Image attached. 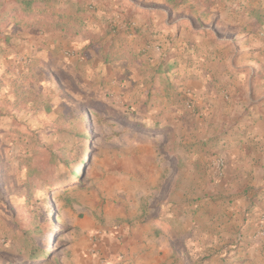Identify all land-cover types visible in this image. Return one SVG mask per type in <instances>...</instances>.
Returning a JSON list of instances; mask_svg holds the SVG:
<instances>
[{
    "label": "rangeland",
    "instance_id": "1",
    "mask_svg": "<svg viewBox=\"0 0 264 264\" xmlns=\"http://www.w3.org/2000/svg\"><path fill=\"white\" fill-rule=\"evenodd\" d=\"M51 2L61 14L82 15L83 31L93 32V42L102 47L110 37L113 49L115 33L108 24L116 27L114 18L100 21L96 3ZM159 16L166 27L165 16ZM13 21L0 24V264H64L72 215L92 218L86 216L91 211L97 224L118 229L141 218L164 216L171 204L182 203L178 194L196 193L207 169L198 167L204 141L198 124L190 125L188 112L174 116L168 97L154 95L150 88L109 85L100 65L93 68L73 57L72 33ZM89 25L93 31L85 28ZM118 26L116 31L125 29ZM184 106L192 110L188 102ZM36 142L41 152L71 149L78 182H64L69 175L63 168L59 182L47 184L29 175ZM48 155L34 156L32 165ZM215 172L218 176L217 166ZM16 226L32 231L44 252L39 259L3 250ZM212 254L206 256L207 264H244L246 258L232 256L230 261ZM117 258L104 263L119 264ZM77 259V264H88L84 255ZM253 264H259L255 258Z\"/></svg>",
    "mask_w": 264,
    "mask_h": 264
},
{
    "label": "crops",
    "instance_id": "2",
    "mask_svg": "<svg viewBox=\"0 0 264 264\" xmlns=\"http://www.w3.org/2000/svg\"><path fill=\"white\" fill-rule=\"evenodd\" d=\"M92 1L100 21L120 17L135 30L112 40L108 62L90 45L93 32L73 36V57L100 65L109 85L150 88L168 97L174 116L188 112L204 141L197 164L207 170L196 193L178 194L182 203L164 216L116 229L97 224L91 211L92 218L72 215L62 262L84 255L88 264L117 257L119 264H194L213 253L264 264V0ZM217 158L224 161L218 176Z\"/></svg>",
    "mask_w": 264,
    "mask_h": 264
},
{
    "label": "trees",
    "instance_id": "3",
    "mask_svg": "<svg viewBox=\"0 0 264 264\" xmlns=\"http://www.w3.org/2000/svg\"><path fill=\"white\" fill-rule=\"evenodd\" d=\"M85 19L82 15L79 16V13L76 12L72 15H64L56 10L55 6L52 4L51 0H0V24H5L14 20L13 22L16 26L21 24L31 27V26H40L42 29H47L50 31H62L72 33L73 36L87 34V32L83 31L82 20ZM114 22L112 24L116 27H112V25L108 24L110 30L112 29L113 33H115L114 38L116 37V33H127L129 34L131 31L135 30V27L132 23L123 20L122 18H114ZM73 24V25H71ZM120 26H124L125 29H120L122 31H116ZM120 32V33H118ZM93 40L91 38V44L93 45ZM112 47L111 43L109 46L104 45L99 47L98 51L101 57L105 62L112 61L113 59H109L107 54L105 53L107 49ZM122 58L120 56L117 59ZM56 132H63L62 129H57ZM36 135V134H34ZM37 140V139H36ZM34 151L32 157L29 158V175H32L33 178L43 179L47 184L53 182H59L61 179L58 178L61 174L60 169L63 168V171L66 172L67 180L64 182H73L78 175L79 171L77 168L73 169L72 165L76 162V158H73L69 153L71 149L60 148L59 151L54 152L51 150H47L41 152L42 145L36 142L33 145ZM43 153H48V158L41 160L39 163L36 162V165H32V158L36 155L40 157ZM78 182V181H74ZM51 230H49L50 232ZM11 244L7 246V248L3 249L10 254L17 255L18 257H22L28 260H37L44 253L40 250L39 244L37 240L33 237L32 231L26 230L23 226H16L14 232L11 236ZM49 238L46 236L44 244L49 245ZM46 246V247H47ZM208 257H202L195 261V264H206L205 260H208Z\"/></svg>",
    "mask_w": 264,
    "mask_h": 264
},
{
    "label": "built area",
    "instance_id": "4",
    "mask_svg": "<svg viewBox=\"0 0 264 264\" xmlns=\"http://www.w3.org/2000/svg\"><path fill=\"white\" fill-rule=\"evenodd\" d=\"M188 106L190 107V106H192V104L191 103H188ZM223 165H224L223 159L222 158H217V160H216V166L218 168V174H221L222 169H223ZM263 221H264V214H263Z\"/></svg>",
    "mask_w": 264,
    "mask_h": 264
}]
</instances>
